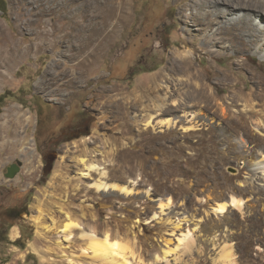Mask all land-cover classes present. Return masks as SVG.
I'll return each instance as SVG.
<instances>
[{
    "label": "rangeland",
    "instance_id": "1",
    "mask_svg": "<svg viewBox=\"0 0 264 264\" xmlns=\"http://www.w3.org/2000/svg\"><path fill=\"white\" fill-rule=\"evenodd\" d=\"M188 1L0 3V127L10 125V134H0V264H98L88 250L93 232L109 233L132 251L130 264L140 255L153 264L168 250L169 264H200V251L212 258L223 247L238 264H264V168L256 165L264 155V115L242 119L241 105L223 112L230 88L213 81V73L218 105L196 107L207 123L201 126L173 105L184 95L153 86L155 76L173 87L171 58L180 48L194 50L201 69L232 71L247 88L258 73L264 88V59L254 46L214 57L204 51ZM68 127L81 130L64 138ZM15 129L30 148L13 147ZM18 161L20 171L7 178ZM94 165L98 170L90 171ZM98 181L134 192L99 190ZM231 197L243 205L212 213ZM15 206L27 213L7 219ZM197 219L205 221L200 232ZM70 220L78 227L62 231ZM188 231L195 239L189 247L180 242ZM20 237L25 248L7 242Z\"/></svg>",
    "mask_w": 264,
    "mask_h": 264
},
{
    "label": "bare ground",
    "instance_id": "2",
    "mask_svg": "<svg viewBox=\"0 0 264 264\" xmlns=\"http://www.w3.org/2000/svg\"><path fill=\"white\" fill-rule=\"evenodd\" d=\"M185 6L197 10L188 18L191 19L192 25L198 27V32L202 34L204 41L203 49L206 53L214 57L217 54H222L223 50L235 48L236 53H241V51H243L242 49L247 51L250 46H254L256 52L264 59V0H189L185 3ZM60 7L63 10L66 9L64 8L66 5L63 7L60 5L59 8ZM50 8L53 14L58 12V9H54L52 6ZM71 22L74 23L75 21L73 22V20H71ZM45 35L42 34L41 36L46 37ZM53 36H56V34ZM53 46H58V44L55 43ZM239 46H241L242 49L237 51ZM198 58L196 52L192 49H176L172 53L171 58V80L173 87L166 85L163 82L159 84V79L157 80V77L154 76L151 78L155 89L160 90L161 88L163 90H168V93L173 97L180 96L181 94L184 95L186 97L184 101H174L173 105L176 109L179 108L185 111V115L190 123L201 126L207 123L206 121L201 122L198 120V115L200 113L196 110V107L204 105L209 109L212 105H218V94L215 93L216 91L214 92V86L212 83L215 81L218 84L230 88L227 97L224 99L226 106H224L225 108H222L223 106L221 107L223 112L228 113L229 111H233V108L241 105L243 108L238 115L239 117L246 120L252 119L253 121H259L264 115V88L261 89V75H258V73L251 74L254 77V81L257 83L256 85L247 88L246 86H241L239 84V76L232 71L221 69L218 66L212 67L211 70L209 68L201 69L195 64V61L198 60ZM212 59L210 60L211 62H213ZM210 73H213L212 75H214V77L212 76L213 81L210 79ZM260 102H262V109L258 108ZM22 117L20 118L22 119ZM166 120L167 123L171 122L170 119ZM9 129L10 125L7 126L6 122H3L0 127V134L2 131L3 133L6 132L10 134ZM11 136L16 139L13 142V147L18 148L25 144L26 148H30L28 147V144L32 145L30 143H24L25 140H23V136L17 129L12 132ZM82 162L85 163L86 160L82 159ZM256 165L264 168V155ZM88 169L90 171H95L98 170V167L94 165ZM259 173H262V176H264V172ZM95 186L99 190L104 191L114 189L126 194H132L134 192L133 187L108 184L105 181H98ZM167 200H170V198ZM243 203L244 201L242 199L231 197L229 201L219 202L212 208L210 207V209H212L213 214L221 216L229 211L228 206L240 207ZM165 204L166 207L165 205L160 206L162 212L171 206V201H167ZM209 212L206 213L208 216H210ZM197 221L198 223H196L195 229L200 232L204 228L203 223L205 221L202 219H197ZM222 223L224 222H219V224L215 225L217 226ZM75 227H78V225L70 220L62 231L69 233ZM38 234L42 236L40 232H38ZM11 236L13 238L19 236V230L17 227L13 228ZM87 237L90 240L88 250L93 251L98 264H130L128 258L129 254L135 259V254L132 251H128V248L122 245L120 241L111 238L109 233H105L103 238L97 237L94 232L87 234ZM184 241H187V247L195 242V239H192L190 231H188V233L183 236V239L180 240V242ZM216 242V238H213L212 243H214L215 246H217ZM169 255L170 250L163 251V256L161 257V255H158L154 259L153 264L163 263L161 262V259L167 261ZM188 255L189 253L187 256ZM190 257L196 258L193 254H190ZM137 259H139L137 264L147 263L143 260V256L141 255L138 256ZM210 259L216 264H238L237 256L227 247H223L215 257L211 258V254L207 250L200 251L197 257L200 264H206ZM167 264H169V261H167Z\"/></svg>",
    "mask_w": 264,
    "mask_h": 264
},
{
    "label": "trees",
    "instance_id": "3",
    "mask_svg": "<svg viewBox=\"0 0 264 264\" xmlns=\"http://www.w3.org/2000/svg\"><path fill=\"white\" fill-rule=\"evenodd\" d=\"M3 2H4V0H0V3H3ZM0 10L3 11V8L0 7ZM24 212L27 213V208H24L23 206H15V207L7 209L5 211V216L9 220L10 219L11 220L12 219H19ZM2 227H6L7 230H10L13 227V225L12 226H8V225L6 226L5 224H2ZM0 231H1V228H0ZM7 242L9 244L14 245V246H17V247H20V248H25L23 246V243H22V237H20L19 240H16L15 242H9L8 240H7Z\"/></svg>",
    "mask_w": 264,
    "mask_h": 264
},
{
    "label": "flooded vegetation",
    "instance_id": "4",
    "mask_svg": "<svg viewBox=\"0 0 264 264\" xmlns=\"http://www.w3.org/2000/svg\"><path fill=\"white\" fill-rule=\"evenodd\" d=\"M81 129L79 127H68L66 129V133L64 135V138H69L73 135H76ZM47 144V143H46ZM48 145V144H47ZM45 161L47 162V155L45 154ZM54 161V160H53ZM15 165H18V163H14ZM14 164H11L10 166H8L7 168L11 167L12 165ZM19 168H21V165H18ZM6 173H8V169L6 170Z\"/></svg>",
    "mask_w": 264,
    "mask_h": 264
},
{
    "label": "water",
    "instance_id": "5",
    "mask_svg": "<svg viewBox=\"0 0 264 264\" xmlns=\"http://www.w3.org/2000/svg\"><path fill=\"white\" fill-rule=\"evenodd\" d=\"M18 165H21L20 161H18ZM18 165L14 164L8 168L7 178H14L17 175V173L20 171V168Z\"/></svg>",
    "mask_w": 264,
    "mask_h": 264
}]
</instances>
